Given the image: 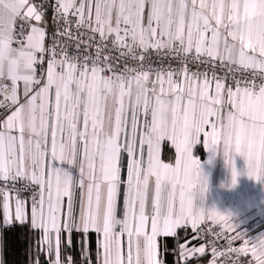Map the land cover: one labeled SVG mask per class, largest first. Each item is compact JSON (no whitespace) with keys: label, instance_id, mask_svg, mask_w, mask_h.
I'll return each mask as SVG.
<instances>
[{"label":"snow or ice","instance_id":"obj_1","mask_svg":"<svg viewBox=\"0 0 264 264\" xmlns=\"http://www.w3.org/2000/svg\"><path fill=\"white\" fill-rule=\"evenodd\" d=\"M46 6L57 27L49 44L46 24L31 25L26 36L23 26L15 31L18 19L43 23ZM71 17L101 43L113 37V47L139 67H114L99 47L94 58L70 56L60 38L71 37ZM161 49L257 70L262 82L236 80L225 99L215 75L189 76L187 66L179 75L145 69L146 54ZM0 97V181L32 186L31 225L43 231L51 264H62L61 233L70 246L74 231L102 237L97 264H165L158 237L179 241L178 230L199 233L206 220L238 227L228 223L230 214L194 203L207 187L194 154L202 136L204 149L223 153L233 183L240 175L235 154L245 157L247 175L264 182V0H0ZM164 140L175 147L174 163L161 159ZM0 193L4 226L26 223L27 201L17 193L13 215L8 191ZM239 238L230 237L229 246ZM244 245L229 251L264 264V234ZM177 250L186 262L205 253L203 245L178 243ZM212 255H221L215 246ZM82 259L91 264L87 248Z\"/></svg>","mask_w":264,"mask_h":264},{"label":"crops","instance_id":"obj_2","mask_svg":"<svg viewBox=\"0 0 264 264\" xmlns=\"http://www.w3.org/2000/svg\"><path fill=\"white\" fill-rule=\"evenodd\" d=\"M79 2V0H78ZM87 14V13H86ZM36 24L37 26L44 27L45 22H34L30 21L27 28V32L30 31L31 25ZM26 32V35H27ZM14 47L17 45H13ZM38 74L41 71L38 68ZM179 75V73H178ZM155 77L151 76V79ZM210 80L212 78H209ZM10 83L9 81H5ZM229 86L225 85V99H227V88ZM215 81L212 82L210 91L214 94ZM234 90V88H233ZM19 92L22 96L23 94V83L19 85ZM229 110V106L225 105L222 108V112L226 113ZM10 114V113H8ZM203 136L201 137V143L194 149V154L197 155L201 161V168L203 174L207 177V187L202 194H197L194 203L197 206H204L210 211L212 207L222 212V214H230L233 220H229V224H235L239 228L241 238H244L252 243H255L257 237L264 234V182L257 180L255 178L247 175V164L244 156L240 154H235L234 163L236 169L240 172V175L236 177V183H233L232 169L226 162L222 152H217L212 154L210 151L204 149L203 147ZM167 143L168 148L164 146ZM163 154H169L168 159L163 158ZM160 156L161 159L166 163L175 162V147L170 141L164 140L160 145ZM126 161L127 157L125 155V168L122 170V177L126 178ZM17 194L10 195V207L14 215L15 209V196ZM20 195V194H19ZM20 198L27 201L28 207V217L27 222L31 225V199L25 198L20 195ZM122 209V196L118 211ZM207 221V220H206ZM219 224V223H218ZM4 225V212H3V197H0V226ZM32 227V225H31ZM33 228V227H32ZM39 233V250L38 257L40 258L39 264H51V259L48 257L47 253V243L44 240V233L39 228H34ZM1 231V228H0ZM90 231L89 233H92ZM89 233L85 237L84 235V249L87 248L89 253ZM94 233V245H95V262L91 264H97V250L98 246L102 241V237L97 233ZM179 242L174 244L173 237H158V245H160V255L159 258L165 261V264H213V262H208L206 256V245L199 241L194 234H192V229L189 228L187 233L183 230H178ZM53 245H55V237L52 234ZM68 233L62 232L60 236V257L62 264H68L67 258L70 257L68 254L64 253V245L68 243ZM168 239L166 243L164 240ZM178 243H184L188 248H199L201 245L205 247V253L203 255L196 253L195 257H189L186 262L178 254ZM250 247V245H249ZM42 253V256H40ZM176 253V254H175ZM165 254H168L167 257ZM175 254V255H172ZM54 259V255L52 257ZM248 259L252 261V256L249 253ZM88 264V262L86 263ZM215 264H218L215 262Z\"/></svg>","mask_w":264,"mask_h":264},{"label":"built area","instance_id":"obj_3","mask_svg":"<svg viewBox=\"0 0 264 264\" xmlns=\"http://www.w3.org/2000/svg\"><path fill=\"white\" fill-rule=\"evenodd\" d=\"M32 3L36 5H41L45 3V0H31ZM55 0H52L54 4ZM45 16L47 18V27H46V45L50 43L51 36L54 32L57 31L56 25L53 24V10L51 7H45ZM72 24L68 27V30L71 31V37H61L60 38V47L64 48L68 54L72 57H84L96 56L97 48L103 49L101 52V58L111 57V63L114 67L123 68L127 65L128 68L139 67L137 61L132 60L130 57L122 56V49L113 47V37H109L107 41L101 43V38L98 33H92L90 29L86 26H82L77 29L75 24V17H71ZM30 22H23L17 20L15 25V31L18 33L21 26L25 28L24 35L26 36L27 28ZM66 26L62 21L59 22V29L64 30ZM19 38V37H18ZM15 44V43H14ZM16 45V44H15ZM151 66L153 69L161 70H173L177 74L180 73L185 66H187L188 74L191 76L192 73H206L209 78H212L213 75L223 79V82L226 86L232 87L235 89V81H254L255 84L259 85L262 82V77L257 70L253 69H243L238 65H231L227 62L221 64L219 61L214 63L204 62L194 59L192 56H189L186 60L183 58V54L177 55L175 52H170L164 49L160 51L150 50L146 54L144 61V68L147 69ZM46 68V64H45ZM256 73L253 75V73ZM110 74V73H108ZM155 77V73L152 74ZM243 86V84H242ZM2 99V97H0ZM5 118V114L0 111V121ZM0 189L8 191L9 195L20 194L25 198L31 199L33 195V188L28 182L24 179L17 180L15 182L9 181L5 184L3 181H0ZM0 197H3V193H0ZM211 229L212 231H208ZM237 232L240 235L239 228L237 227L236 231H227L222 224H212L209 221L201 226V231L196 233L192 230V234L199 241L206 245V256L208 262H217L218 264H250L251 260L248 259V255L237 254L229 251V248H241L244 247V241L246 239L240 238L234 239L231 246H229L228 239L230 237H235ZM218 233H222L217 236ZM215 246L218 253L221 255L216 256L215 258L212 255V247ZM1 257V256H0ZM40 262V258L36 256L30 264H36Z\"/></svg>","mask_w":264,"mask_h":264},{"label":"trees","instance_id":"obj_4","mask_svg":"<svg viewBox=\"0 0 264 264\" xmlns=\"http://www.w3.org/2000/svg\"><path fill=\"white\" fill-rule=\"evenodd\" d=\"M44 22L47 23V18L44 16ZM166 148L169 147L167 143L164 144ZM169 154H163L164 159H168ZM0 256L3 258L5 264H30L38 255L39 250V233L26 222L24 224L13 222L10 226H0ZM94 233H89V256L91 262H95V243ZM169 241L164 240V243ZM176 245V240H173ZM84 250V234L73 232L71 234V245L68 243L64 245L65 255L72 258V264H86L87 261L82 259V252ZM176 254V253H175ZM172 254V255H175ZM166 257L168 254H165ZM42 256V253H40Z\"/></svg>","mask_w":264,"mask_h":264},{"label":"water","instance_id":"obj_5","mask_svg":"<svg viewBox=\"0 0 264 264\" xmlns=\"http://www.w3.org/2000/svg\"><path fill=\"white\" fill-rule=\"evenodd\" d=\"M34 22H36L34 19H33Z\"/></svg>","mask_w":264,"mask_h":264}]
</instances>
